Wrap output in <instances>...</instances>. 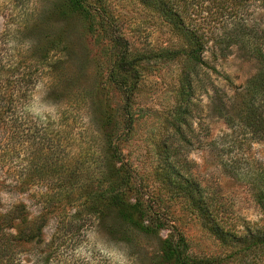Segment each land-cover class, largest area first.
<instances>
[{
  "label": "trees",
  "instance_id": "trees-1",
  "mask_svg": "<svg viewBox=\"0 0 264 264\" xmlns=\"http://www.w3.org/2000/svg\"><path fill=\"white\" fill-rule=\"evenodd\" d=\"M16 1L0 0L4 21L0 29V264L88 261L80 257L79 248L87 232L105 222L108 213L125 223L123 233L132 236L165 227V219L152 215L142 196H132L133 175L121 150L131 124L128 102L133 85L128 77L138 59L183 58L176 130L185 124L197 72L202 68L212 72L210 98L229 131L222 145L226 167L234 171L247 146L264 143V0H136L181 37L176 49L158 51L133 47L119 14L106 0H60L54 10L60 25L53 34L34 17L38 8L29 13ZM72 24L81 37L91 36L95 42L109 36L115 54L106 80L125 96L123 111L113 109L102 97L100 83L90 89L78 85L65 89L69 61L76 53L66 28ZM28 31L37 36L20 38ZM232 48L244 60L255 62L256 69L242 84L233 85L230 94L217 87L221 73L215 62ZM221 77L232 83L228 75ZM41 84L46 87L42 100L61 94L53 112L34 111ZM219 137L213 139L215 147ZM240 174L260 212L259 221L246 227L242 239L246 249L263 251L264 166L248 167ZM176 191L189 198L200 214L215 220L218 214L208 210L197 182L179 170ZM212 228L220 238L239 237L216 221ZM220 263L219 256L192 254L180 233L159 238L150 262Z\"/></svg>",
  "mask_w": 264,
  "mask_h": 264
},
{
  "label": "rangeland",
  "instance_id": "rangeland-1",
  "mask_svg": "<svg viewBox=\"0 0 264 264\" xmlns=\"http://www.w3.org/2000/svg\"><path fill=\"white\" fill-rule=\"evenodd\" d=\"M59 1L16 2L17 7L29 10V13L38 8L34 17L41 19L46 31L53 34L60 25L61 18L54 11ZM106 1L119 14L131 44L139 51H158L163 47L176 49L182 43L176 29L136 0ZM3 22L0 16V29ZM66 28L76 43V53L69 61L66 71L69 77L63 84L65 89L76 85L90 89L100 83L104 87L102 97L113 109L123 111L125 96L106 80L115 54L109 36L95 42L91 36L81 37L78 27L73 24ZM36 36L28 31L20 38L29 40ZM215 65L221 73L216 80L217 87L227 92L233 85L242 84L256 69V63L244 60L236 48L219 57ZM135 68L128 77V82L133 85L128 102L131 124L121 150L133 175L132 196H142L151 207L152 215L162 217L166 224L156 233L132 236L129 232L123 233L127 229L125 223L108 213L105 222L87 232L86 241L79 248L80 257L86 256L88 261L80 259L76 264H150L159 238L170 234L176 237L177 233L183 235L188 250L194 255L219 256L220 264H264V250L246 249L242 239L246 227L259 221L260 212L251 196L250 186L240 174L248 167L264 166V143L242 145V149L247 147L235 170L226 167L227 153L222 145L225 132L229 131L217 116L210 98L212 72L207 68L197 72L185 124L176 130L183 58L138 59ZM222 75H228L232 83L220 79ZM45 88L41 84L36 89L33 106L36 113L53 112L58 101H62L58 100L60 93L52 100L49 97L42 100ZM217 136L220 137L215 147L212 142ZM176 170L197 182L208 210L218 214L215 220L200 214L189 198L177 193ZM214 221L224 229H232L239 237L220 238L212 228ZM51 227L50 223L45 231L48 236Z\"/></svg>",
  "mask_w": 264,
  "mask_h": 264
}]
</instances>
